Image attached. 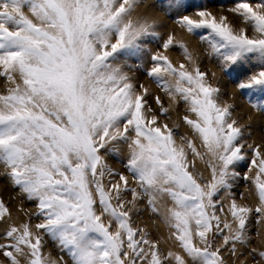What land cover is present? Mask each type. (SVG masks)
<instances>
[{
  "label": "snow or ice",
  "instance_id": "obj_1",
  "mask_svg": "<svg viewBox=\"0 0 264 264\" xmlns=\"http://www.w3.org/2000/svg\"><path fill=\"white\" fill-rule=\"evenodd\" d=\"M141 3L0 0V166L39 220L12 223L0 200V264H264V250L248 248L253 212L264 223V150L247 145L243 179L258 200L253 209L232 194L247 158L234 105L221 101L183 41L169 34L163 51L147 47L161 39L162 25L137 11ZM228 11L244 26L206 9L175 23L193 35L206 30L200 40L225 71L258 62L237 88L264 114V0H237ZM172 48L187 63L174 64L165 55ZM137 71L173 110L185 106L188 132L179 139L180 125L167 122L170 108L136 82ZM141 203L178 250L162 252L159 240L134 226ZM45 237L58 258L44 252Z\"/></svg>",
  "mask_w": 264,
  "mask_h": 264
},
{
  "label": "rangeland",
  "instance_id": "obj_2",
  "mask_svg": "<svg viewBox=\"0 0 264 264\" xmlns=\"http://www.w3.org/2000/svg\"><path fill=\"white\" fill-rule=\"evenodd\" d=\"M176 2L177 0H142V3L139 7L150 5L159 15V21H157L158 24L162 25V27H159L157 29V31L161 34V39L156 41L153 40L146 41L147 47L152 49L153 51L156 50L163 51V49L159 48V45L163 43V40L166 39L169 34H172L177 40L183 41V43L185 39L184 37L182 39V35L183 34L184 36L188 35L185 36L186 37L185 41H187L185 43L186 45L188 44L187 45L188 47L190 46L189 44L195 46L194 50L196 49L197 51L190 49V47L189 50L192 52L193 56H196V60L200 65L201 70L208 74V80L211 83H213L215 86H218L220 88L222 93L221 101L228 102L234 105L233 117L238 121V125L244 128L243 142L245 143V153L247 158L243 162H241L240 165L236 168V171L240 173V178L233 182L232 194L238 203L246 204L254 209L258 204V200L254 195V190L252 189L251 181L246 182L243 179V176L244 173L248 172L249 170L248 164L252 157V153L247 148V145L251 144L255 146L259 144L262 146V150H264V114L254 110L251 107V105L248 102L249 91L239 90L237 88V84L243 80H246L247 77L252 75L253 73L259 71L260 66L255 59H250L247 61H241L236 65L231 66L228 71L223 70L220 67L219 60L216 57L210 55V48L208 44L200 40V34L206 35L207 34L206 30H198L199 34L193 35V34H189L186 30H184L178 24L175 23V21L179 17L184 15L191 16L194 19L198 18L195 16L196 11L204 10L208 8L207 11H210L212 13H214V11L216 10L215 16H217V18L220 15L227 16L229 21L233 24V26L238 29L239 27L244 25L241 23L239 18L234 13L228 11V9L235 6L237 0H180V3L182 5L180 7L176 6ZM251 2L257 3L259 2V0H251ZM169 4H172L173 6L168 7ZM178 28L181 30L182 35L181 34L178 35V33L180 32ZM248 34L252 35L250 29L248 30ZM187 37H189V39ZM190 40L193 41L194 43L193 42L190 43ZM165 53H166L165 55H168V53L171 54V56L168 55V57H171V61L174 64L179 65V63L181 62L187 63L186 61L183 60V56L179 48H172ZM131 62L134 61H130V63ZM149 66H150V62L145 65V67H149ZM213 73L215 74L214 76ZM134 74L136 76V82L138 84L142 83L146 87H148L152 93V96L160 95L161 99L164 101V106L168 107V104H170V102H168L169 101L168 97L164 96L163 93L159 91L156 85L146 76V74L143 71H137ZM221 80H223V82L225 81L224 84L223 82H221ZM4 85H5L4 79L0 78V92L4 91L5 89ZM231 89L232 92L233 89L235 92L231 93L230 92ZM260 95L262 94H256V96H260ZM152 96L149 97L150 104L153 103ZM253 98L256 97L254 96ZM153 106L155 105L153 104ZM169 108H170L169 115L171 116V120H168L167 122L170 125L173 122L180 125L177 136V139H179V135H183L188 132V129L180 119V117L185 112V106L183 104H180L178 110H173L170 107V105ZM161 119L164 120L165 118L161 117ZM108 163L117 170L124 171L122 164L120 163L119 160L114 158H108ZM197 166L198 168L203 170V165H200L197 162ZM250 175L254 176L255 170H253L250 173ZM205 176H207V172H205ZM0 187L2 189H5L7 193H9V195H7L8 199L3 200L0 198V200H2L8 207L12 206L14 208V214H19L20 217L24 219V222L30 220V223L33 225L39 222V220L35 218L34 215H31L32 213L35 212L34 202H29L26 199H24L22 195L19 193V190L11 185V182L8 179V177L4 175L3 166H0ZM225 195L226 194L223 192H221L220 194L221 197H225ZM128 198L130 199V195L128 196ZM219 198L220 197H218V199ZM231 198L232 197H227L224 200V203L227 204ZM138 207L141 210L138 213L133 214L134 226L144 228L146 231L149 232L150 238L154 240H159L160 242L159 246L162 252L168 250V249L166 250L162 245L163 244L162 242L165 240L171 244V249L169 250H173V251L178 250L175 248L173 243H171L172 241L170 242V240H168L169 229L162 224L160 219L154 216L153 214H151L147 210L144 203L139 204ZM257 219H258L257 215L255 214V212H253V214L250 217V222L248 225L249 238H250V243L248 244V248L249 249L257 248L258 250H264V223H257ZM165 230H167L166 235H165ZM0 231H3L2 225H0ZM161 232H163V234ZM161 237L164 239H162ZM44 252L51 253L56 258H58L60 255L56 246L47 237H45ZM237 264L239 263L237 262ZM249 264H252L250 259H249Z\"/></svg>",
  "mask_w": 264,
  "mask_h": 264
},
{
  "label": "bare ground",
  "instance_id": "obj_3",
  "mask_svg": "<svg viewBox=\"0 0 264 264\" xmlns=\"http://www.w3.org/2000/svg\"><path fill=\"white\" fill-rule=\"evenodd\" d=\"M208 9V8H207ZM206 9V10H207ZM225 9V8H224ZM211 10V9H210ZM215 10V9H214ZM226 10V9H225ZM137 11L139 12V13H141V14H145V15H148L150 18H152V19H154V20H156V21H159V15L156 13V11L150 6V5H146V6H144V7H139L138 9H137ZM216 11V10H215ZM215 11H214V15H215ZM223 12V11H222ZM224 13V12H223ZM227 14V13H226ZM230 16V15H229ZM196 19V18H195ZM172 26V25H171ZM173 28V27H172ZM179 29V28H178ZM177 30V29H176ZM180 30V29H179ZM185 33V32H184ZM179 34H181L182 35V32H181V30H180V32L178 33V35ZM185 36H188V35H185ZM184 36V34L182 35V39H183V37H184V39L186 40V37ZM178 38V37H177ZM188 39H189V37H187ZM177 40V39H176ZM184 40V43L185 42H187V41H185ZM189 42V41H188ZM193 41H191L190 40V43H192ZM197 42V41H196ZM194 43V42H193ZM186 44V43H185ZM188 45V44H187ZM190 46V49H192V50H194V48H195V46H193L192 44H189ZM197 45H199V44H197ZM188 47V48H189ZM196 50V49H195ZM194 50V51H195ZM197 51V50H196ZM166 54V53H165ZM195 54H196V52H195ZM168 55L169 56H171V54L170 53H168ZM167 55V56H168ZM199 55V54H198ZM170 58V60H171V57H169ZM194 58H196V56H194ZM221 82H223V80H221ZM225 82V81H224ZM224 82H223V84H224ZM149 85V84H148ZM5 86V85H4ZM233 88V87H232ZM231 93H233V92H235L234 91V89H233V92H232V89H231V91H230ZM169 102V101H168ZM167 102V103H168ZM169 105L170 104H168V107H169ZM247 110V109H246ZM255 116H256V114H255ZM258 117V116H257ZM199 163V162H198ZM9 191V190H8ZM7 195H9V193H7V191L5 190V189H2L1 187H0V198L1 199H3V200H6V199H8V196ZM253 203V202H252ZM11 206V205H10ZM9 209H10V211H11V213H12V218H11V222L12 223H16V224H19V223H21V222H24V219L23 218H21L20 217V215L19 214H14V208L11 206V207H9ZM161 228V227H160ZM166 229V228H165ZM162 231H164V230H162ZM167 230H165V235H166V232ZM162 234H163V232H161ZM161 234V235H162ZM164 236V235H163ZM167 237V236H166ZM165 237V238H166ZM162 238V237H161ZM162 239H164V238H162ZM171 242V241H170ZM163 244V247L167 250H169V249H171V244L169 243V242H167L166 240L165 241H163L162 242ZM172 243V242H171ZM176 250V249H175ZM164 252V251H163ZM166 252V251H165ZM52 257L53 258H56L55 256H53L52 255ZM239 263V262H238Z\"/></svg>",
  "mask_w": 264,
  "mask_h": 264
}]
</instances>
